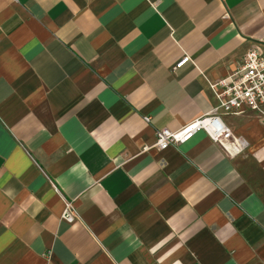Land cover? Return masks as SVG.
I'll return each instance as SVG.
<instances>
[{
    "label": "crops",
    "instance_id": "0c3cea01",
    "mask_svg": "<svg viewBox=\"0 0 264 264\" xmlns=\"http://www.w3.org/2000/svg\"><path fill=\"white\" fill-rule=\"evenodd\" d=\"M254 45L264 0H0V264H264V117L153 148Z\"/></svg>",
    "mask_w": 264,
    "mask_h": 264
},
{
    "label": "built area",
    "instance_id": "2783aa9c",
    "mask_svg": "<svg viewBox=\"0 0 264 264\" xmlns=\"http://www.w3.org/2000/svg\"><path fill=\"white\" fill-rule=\"evenodd\" d=\"M192 62L189 56L176 65L183 68ZM217 105L210 115L191 121L177 131L163 129L156 132L153 148L164 151L190 141L197 133L204 131L212 142L218 145L228 157L234 158L243 154L249 143L232 133L224 123L221 115L240 116L247 110L264 117V47L254 45L244 56L242 63L230 75L215 82H209ZM149 123L150 119L145 118ZM145 147L144 150H149ZM56 189V188H55ZM56 191L62 196L58 189ZM65 209L61 219L73 224L80 220L74 203L63 197Z\"/></svg>",
    "mask_w": 264,
    "mask_h": 264
}]
</instances>
